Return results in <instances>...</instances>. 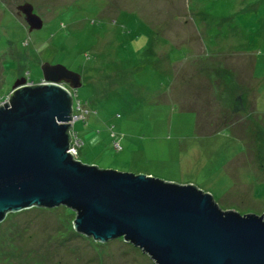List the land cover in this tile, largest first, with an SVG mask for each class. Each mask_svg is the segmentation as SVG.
I'll return each instance as SVG.
<instances>
[{
    "label": "rangeland",
    "instance_id": "374dc122",
    "mask_svg": "<svg viewBox=\"0 0 264 264\" xmlns=\"http://www.w3.org/2000/svg\"><path fill=\"white\" fill-rule=\"evenodd\" d=\"M24 4L43 19L41 31L30 33L18 14ZM170 62L178 64L174 81ZM44 63L82 77L73 91L83 106L76 115H85L74 124L82 164L194 185L222 210L264 214V0H0V98L18 79L42 82ZM208 64L234 79L236 93L220 96L242 88L247 106L225 136L197 138L196 113L180 106L200 110L208 129L222 120L217 112L232 109L201 76ZM206 68L213 78L217 68ZM193 137L196 147H178ZM181 156L201 172L190 173ZM73 214L61 207L8 215L0 264H155L123 239L96 245L74 235Z\"/></svg>",
    "mask_w": 264,
    "mask_h": 264
},
{
    "label": "water",
    "instance_id": "95a60500",
    "mask_svg": "<svg viewBox=\"0 0 264 264\" xmlns=\"http://www.w3.org/2000/svg\"><path fill=\"white\" fill-rule=\"evenodd\" d=\"M30 33L43 19L18 7ZM39 84L18 79L0 104V224L34 208H67L75 231L123 239L155 264H264V214L222 210L194 185L84 165L72 154L80 74L44 63Z\"/></svg>",
    "mask_w": 264,
    "mask_h": 264
},
{
    "label": "trees",
    "instance_id": "16d2710c",
    "mask_svg": "<svg viewBox=\"0 0 264 264\" xmlns=\"http://www.w3.org/2000/svg\"><path fill=\"white\" fill-rule=\"evenodd\" d=\"M34 9H35V7H34ZM27 26H28V24H27ZM28 28H29V26H28ZM176 65H178V64L177 63L170 62L168 64V67L169 68L166 69V70H168V73L170 74V76H171V78H172L173 81L175 79L174 75L176 74V71H174V66H176ZM208 66H211L213 68H217V70H215V72H217L215 74L216 78H214L215 76H213V78L211 77V75H214L213 73H211L209 75L207 74L208 75V80L210 81V85H211L212 88L214 87V91L216 93V95L214 96L216 102H219V103L220 102L222 103V101L223 102H226L227 99L229 98V101L228 102H232L231 103L232 109H231L230 113H228L229 110L226 109V108H223L222 111L219 112V114L217 112L216 119H218V118L221 119V117H219V115L220 116L222 115V120L221 121H216L215 123H212V124H209V129H208V128H205V127H203L201 125V122H200V118H201L200 112L201 111L200 110H198L195 107H190V106L189 107H183V108H181L182 111L196 113L197 118H198L197 126H196V133H197L198 136H202V137H207V136H211V135H214V134H220V133L223 134L228 129H231L232 130L233 127H235V125L238 123V121L233 123V121L235 120L234 118L238 117L241 113H243L245 111V109H246V106H247V93H245V90H243L242 88L240 90L243 91V92L239 93V95L236 96L235 98L234 97L233 98L232 97H229V95L231 93H228V95L227 94H224V95H221L220 96L219 89H221V90L222 89H227L229 92H232V91L235 92V87H234V83H233V80L234 79L232 78L230 72H228L225 67L222 68V66L220 64H216L214 66L213 65H209V64L207 66L206 65H203L201 67L202 68L201 69L202 73L204 72L206 74L205 71H207V68L206 67H208ZM236 89H239V88H236ZM6 97L7 96L0 98V103H2L6 99ZM163 101L160 100V102H163ZM79 107L82 108L83 107L82 104L78 100V104L75 105V99H74V111H75V114H76V112H78V108ZM222 107H224V106H222ZM87 113L88 112H86V114ZM83 119H85V115H83ZM75 134L78 136V134L76 132H75ZM227 170H229V169H227ZM76 234L77 235H80V234H78L75 231L74 232V235H76ZM80 236L85 237L83 235H80ZM98 244L99 243H96V245H98Z\"/></svg>",
    "mask_w": 264,
    "mask_h": 264
},
{
    "label": "crops",
    "instance_id": "0c3cea01",
    "mask_svg": "<svg viewBox=\"0 0 264 264\" xmlns=\"http://www.w3.org/2000/svg\"><path fill=\"white\" fill-rule=\"evenodd\" d=\"M172 74V73H171ZM203 75H201L203 78H207V80H208V75L207 74H205V73H202ZM216 77V76H215ZM214 77V78H215ZM189 81V80H188ZM187 81V82H188ZM186 84V83H185ZM254 85V84H253ZM172 87V86H171ZM249 89V88H248ZM170 91H171V89H170ZM213 91H214V87H213ZM174 100V99H173ZM175 102H177L176 104H178V101H176V100H174ZM178 105H180V104H178ZM181 107V106H180ZM189 107V106H188ZM181 108H183V107H181ZM190 113V112H189ZM191 113H194V112H191ZM153 122V121H152ZM154 124H152L151 123V126L150 125H147V129H150V128H154V127H156V126H154ZM197 126V125H196ZM154 132H157L158 133V131H155L154 129H152ZM195 132H196V128H195ZM161 133V132H160ZM159 134V133H158ZM124 135V134H123ZM124 136H127V134L126 135H124ZM124 136H122L117 142H118V144H119V146L121 145V147H122V144H121V142H122V140L125 138ZM187 136V135H186ZM222 136H225V135H223V134H214V135H211V136H207V137H202V136H198L197 135V138H218V137H222ZM78 138H79V136H78ZM196 137H193V138H188V139H190V140H188V142H187V144L186 145H183L184 143L183 142H179V145H178V147H181V148H188V149H190V148H193L192 146H194V147H196L197 145H198V142L200 143L201 141L199 140V139H197ZM95 138H92L91 140L92 141H95L94 140ZM218 142L219 141H222V139H218L217 140ZM83 142V141H82ZM204 143V142H203ZM202 143V144H203ZM122 149V151H123V148H121ZM117 151H121V150H117ZM179 152H181V150H178ZM177 150L175 151V152H178ZM217 156V155H216ZM194 157H198L197 156V154H195L194 155ZM179 160H180V162H183V163H188V165H189V167H190V169H189V171H190V173H195L196 171H198V172H201L200 170H198V166H195L194 165V163L192 164L191 162L193 161L192 160V158H190L189 160H188V158H185V156H181V158H179Z\"/></svg>",
    "mask_w": 264,
    "mask_h": 264
},
{
    "label": "built area",
    "instance_id": "2783aa9c",
    "mask_svg": "<svg viewBox=\"0 0 264 264\" xmlns=\"http://www.w3.org/2000/svg\"><path fill=\"white\" fill-rule=\"evenodd\" d=\"M81 110V107L78 108V111ZM77 119H83V116H77ZM83 146V142L77 137L75 133L72 132V149L71 152L75 156V158L78 157V150ZM116 148L118 150H121V147L119 144H116Z\"/></svg>",
    "mask_w": 264,
    "mask_h": 264
},
{
    "label": "clouds",
    "instance_id": "9594fccd",
    "mask_svg": "<svg viewBox=\"0 0 264 264\" xmlns=\"http://www.w3.org/2000/svg\"><path fill=\"white\" fill-rule=\"evenodd\" d=\"M32 83H33V82H32ZM8 97H9V95H8ZM8 97H7L6 100H4L3 102L7 101V100H8ZM3 102H2V103H3ZM2 103H0V104H2ZM74 115H75L76 117H77V116H83V115H76V114H75V111H74ZM72 132L75 133L74 130H73ZM77 137H78V136H77ZM79 139H80V138H79ZM80 140H81V139H80ZM81 141H82V140H81ZM83 146H84V143H83ZM78 156H79V150H78ZM76 159H78V157H77Z\"/></svg>",
    "mask_w": 264,
    "mask_h": 264
},
{
    "label": "flooded vegetation",
    "instance_id": "af4514ba",
    "mask_svg": "<svg viewBox=\"0 0 264 264\" xmlns=\"http://www.w3.org/2000/svg\"><path fill=\"white\" fill-rule=\"evenodd\" d=\"M22 17V16H21Z\"/></svg>",
    "mask_w": 264,
    "mask_h": 264
}]
</instances>
